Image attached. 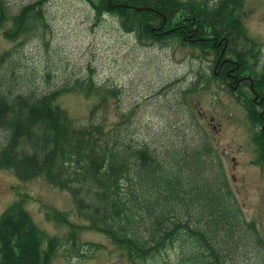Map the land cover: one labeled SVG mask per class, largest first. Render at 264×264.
<instances>
[{
	"label": "trees",
	"instance_id": "16d2710c",
	"mask_svg": "<svg viewBox=\"0 0 264 264\" xmlns=\"http://www.w3.org/2000/svg\"><path fill=\"white\" fill-rule=\"evenodd\" d=\"M47 1L26 3L11 14L8 1L0 0V27L7 20L13 22L4 31L6 38L36 31L45 20ZM89 1L96 20L106 13L115 15L140 41L169 45L180 40L201 54H214L215 60L226 46L223 58L237 63L226 61L218 75L203 70L197 82L180 90L179 104L187 103V94L196 88H209L212 81L226 84L229 66L239 76L249 72L255 89L264 95L263 48L239 15L245 0ZM140 5L149 8L135 9ZM243 85L236 90L227 87L256 128L254 161L264 169L263 121ZM68 92L99 98L86 124L76 125L58 102ZM110 95L116 96V91L93 76L38 93L6 83L0 74V168L11 169L22 181L45 177L68 191L76 212L89 224H73L59 210L48 217L71 226L73 234L85 227L106 235L131 264H174L165 258L170 249L180 250L181 264H241L237 260L251 241L257 242L264 257V238L243 216L221 160L212 156L207 132L195 121V111L189 109V126L178 127L182 139L164 154L135 140L123 127L130 121L126 113L110 126ZM188 128L194 130L192 135L183 133ZM56 248L57 239L46 236L23 199L0 215V264H49Z\"/></svg>",
	"mask_w": 264,
	"mask_h": 264
},
{
	"label": "rangeland",
	"instance_id": "374dc122",
	"mask_svg": "<svg viewBox=\"0 0 264 264\" xmlns=\"http://www.w3.org/2000/svg\"><path fill=\"white\" fill-rule=\"evenodd\" d=\"M7 1L10 13L15 14L35 0ZM239 15L264 53V0H245ZM12 25L10 19L0 27V74L5 75L6 83L41 93L93 76L100 85L116 91V96L108 99L110 126L120 122L119 114L126 113L130 121L123 127L135 140L148 142L164 154L182 139L178 127L189 126V109H193L195 121L209 136L212 156L222 162L243 216L255 223L264 238V169L254 161L256 128L247 109L227 84L221 87L215 81L209 88L187 94V103H178L180 90L197 82L203 70H214V54H201L180 40L169 45L140 41L121 27L115 15L106 13L96 20L89 0H48L45 20L39 22L38 29L15 40L4 35ZM242 88L253 98L248 83ZM98 101L82 92H68L58 100L76 125L87 123ZM190 128L183 133L192 135ZM21 199L46 236L57 239L49 264H131L106 235L85 227L76 228L73 234L71 226L48 217L59 210L68 214L73 224H89L76 212L68 191L53 186L45 177L22 181L11 169L0 168V215ZM259 249L256 241L249 242L244 249L248 251L237 262L264 264ZM165 258L181 264L178 249L168 250Z\"/></svg>",
	"mask_w": 264,
	"mask_h": 264
},
{
	"label": "flooded vegetation",
	"instance_id": "af4514ba",
	"mask_svg": "<svg viewBox=\"0 0 264 264\" xmlns=\"http://www.w3.org/2000/svg\"><path fill=\"white\" fill-rule=\"evenodd\" d=\"M189 35V34H188ZM217 41V40H216ZM222 43V40L219 41V44ZM226 46L224 45L221 49L219 56L217 57L215 64H214V71L218 75L219 72L224 69L226 66V61H230L232 63H237L234 60H229L227 58H223V54L225 51ZM238 65H236L237 67ZM228 75L230 79L226 81L228 87L234 88L235 90L239 88L240 85L248 83L251 92L254 94L253 100L257 106H260L261 109L259 110V114L262 117L263 124L261 125V129L264 130V95L258 93V91L254 87V80L249 74H241L240 76L235 73V67L229 66L227 67Z\"/></svg>",
	"mask_w": 264,
	"mask_h": 264
},
{
	"label": "water",
	"instance_id": "95a60500",
	"mask_svg": "<svg viewBox=\"0 0 264 264\" xmlns=\"http://www.w3.org/2000/svg\"><path fill=\"white\" fill-rule=\"evenodd\" d=\"M148 8L149 7L145 6V5L135 6V9H137V10H144V9H148Z\"/></svg>",
	"mask_w": 264,
	"mask_h": 264
}]
</instances>
